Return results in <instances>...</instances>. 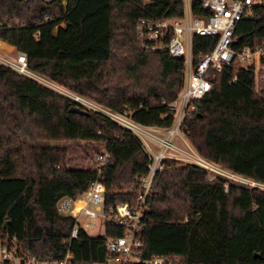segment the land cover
Here are the masks:
<instances>
[{
    "label": "trees",
    "instance_id": "16d2710c",
    "mask_svg": "<svg viewBox=\"0 0 264 264\" xmlns=\"http://www.w3.org/2000/svg\"><path fill=\"white\" fill-rule=\"evenodd\" d=\"M184 10L183 0H0V41L26 54L34 74L111 112L128 113L136 124L164 130L175 122L170 106L183 88L184 60L144 52L136 28L142 19L183 18ZM192 11L209 16L198 0ZM256 14L238 23L236 49L264 43V10ZM216 42L194 37V60ZM182 133L206 161L264 184V85L255 90L252 71L217 74L212 91L184 118ZM45 141L99 143L110 159L101 173L69 168L66 150L42 146ZM149 166L132 132L0 63L2 241L16 238L39 259L59 261L71 253L73 264L107 261V237L123 229L108 225L104 235L92 237L81 228L72 239L76 221L59 212V203L76 201L101 182L103 212L134 206ZM210 178L200 166L164 162L146 202L144 259L264 264V190L229 184L225 192L226 181Z\"/></svg>",
    "mask_w": 264,
    "mask_h": 264
},
{
    "label": "built area",
    "instance_id": "2783aa9c",
    "mask_svg": "<svg viewBox=\"0 0 264 264\" xmlns=\"http://www.w3.org/2000/svg\"><path fill=\"white\" fill-rule=\"evenodd\" d=\"M46 1L52 2L54 0ZM151 1L144 0L145 3ZM183 1L185 5L183 18L142 19L136 28L137 41L144 52L150 54L167 53L173 59L184 60L185 80L181 95L170 106V109L175 112L173 126L164 130L146 128L136 124L128 113H114L87 101L92 104L87 106H93L96 109L90 110L107 116L139 138L150 156V172L147 177L140 179L142 191L137 195L134 206L128 203L120 204L110 213L103 212L106 188L101 182L93 183L90 189L78 200L63 199L59 203V212L76 221L71 235L72 239L78 237L81 228L88 233L95 232L101 221L104 223L105 229L108 225L123 229L120 236L107 237L105 248L110 257L101 264H172L169 257H153L147 260L143 258L145 243L142 234L144 218L148 211L146 202L152 192V183L156 173L163 169V164L166 161H181L200 166L209 173L211 171L223 175L218 171L219 169L222 170L221 168L203 159L191 145L189 151H184L179 147V140L186 144L189 143L182 133L184 118L195 110L196 102L203 100L212 91L216 75L228 69L252 71L255 76V90L257 92L264 85V43H250L236 49L238 42L235 38V29L238 23L254 18L257 15L256 12L264 10V0H198L202 10L209 13L206 18L196 17L193 14L192 3L196 0ZM63 5L65 6L66 3ZM46 20L48 21L49 18ZM194 37L217 39L214 47L202 54L198 61L194 60ZM6 57L12 58L13 61L0 57L2 65L50 88L43 82L48 80L29 70L26 54L18 52L16 57ZM235 81L236 77L230 81V84ZM55 91L62 93L56 89ZM64 96L74 100L70 96L65 94ZM74 102L85 107L84 103L77 100ZM153 144L159 147V151L153 152ZM109 159L110 155L104 147L102 153L91 164V168L101 173ZM231 175L250 185V187L239 186L250 190L255 188L264 190V184ZM228 189L229 184L226 183L225 192H228ZM78 201H83L85 206L76 212ZM73 262L74 257L71 253H67L59 261L51 258L39 259L24 252L16 238L6 241L0 239V264H73Z\"/></svg>",
    "mask_w": 264,
    "mask_h": 264
},
{
    "label": "rangeland",
    "instance_id": "374dc122",
    "mask_svg": "<svg viewBox=\"0 0 264 264\" xmlns=\"http://www.w3.org/2000/svg\"><path fill=\"white\" fill-rule=\"evenodd\" d=\"M2 47H0V57L3 59H8V60L13 61L12 58H8L6 56L16 57L17 53H18L17 50L8 44H4V45H2ZM47 82H49V81H47ZM49 83L53 86L52 89L54 88V90L55 89L58 91L60 90L59 92L62 91L63 95L65 94L67 96H70L74 100H77V98H80V97L66 91L65 89H63V88H61V87H59V86H57L51 82H49ZM50 88H51V86H50ZM180 95H181V93H180ZM77 101L84 103L85 108H87V109L96 110L95 108H93V106H87V105H92V104L87 102L86 100H84L82 98H80V100H77ZM100 108H102V107H100ZM183 136H184V134H183ZM41 145L45 146V147H49V148H61L63 150H66L68 167L69 168H78V169H89V168H91V164L94 163V160L96 159V157L98 155H100L104 149V146L99 144V143L83 142V141H45V142H42ZM178 145L182 150L189 151L188 150L189 146H190L189 143L186 144L182 140H179ZM155 150L159 151V147L157 145H155ZM214 169H216V168H214ZM218 171L221 172V174H223V175H218V174L210 171V177L211 178L212 177L213 178L219 177V178L223 179L224 181H226L227 184H238V185L250 187V185L248 183L241 182L240 180H238L237 178L232 176L231 173H229L227 171L225 172L224 170H220V169ZM246 182H248V181H246ZM76 205H79V204H76ZM82 206L84 207L83 203H82ZM104 233H105V226H104V223L101 221L98 229L95 232H91L90 235L92 237H96V236H102V235H104Z\"/></svg>",
    "mask_w": 264,
    "mask_h": 264
},
{
    "label": "bare ground",
    "instance_id": "6f19581e",
    "mask_svg": "<svg viewBox=\"0 0 264 264\" xmlns=\"http://www.w3.org/2000/svg\"><path fill=\"white\" fill-rule=\"evenodd\" d=\"M44 82H45V84H47V85L53 87L49 82H47V81H44ZM59 91H60V90H59ZM61 92H62V91H61ZM77 100H80V98H77ZM82 203H83V205H84V202H83V201H78V202H77V204H79V205H76V212H78L79 210H81V209L83 208ZM84 206H85V205H84Z\"/></svg>",
    "mask_w": 264,
    "mask_h": 264
},
{
    "label": "water",
    "instance_id": "95a60500",
    "mask_svg": "<svg viewBox=\"0 0 264 264\" xmlns=\"http://www.w3.org/2000/svg\"><path fill=\"white\" fill-rule=\"evenodd\" d=\"M71 112H72V113L81 114V115L87 114V112H85V111H83V110H81V109H79V108H73V109H71ZM9 224H10V222H6V224H5V228H6Z\"/></svg>",
    "mask_w": 264,
    "mask_h": 264
},
{
    "label": "crops",
    "instance_id": "0c3cea01",
    "mask_svg": "<svg viewBox=\"0 0 264 264\" xmlns=\"http://www.w3.org/2000/svg\"><path fill=\"white\" fill-rule=\"evenodd\" d=\"M4 44H6V43H4V42H2V41H0V47H2V45H4ZM11 46V45H10ZM3 48V47H2ZM179 143V142H178ZM152 149H153V152H156V150H155V145L153 144L152 145Z\"/></svg>",
    "mask_w": 264,
    "mask_h": 264
}]
</instances>
